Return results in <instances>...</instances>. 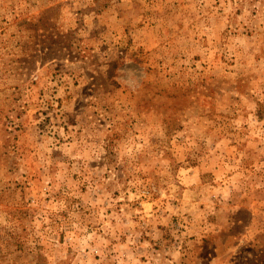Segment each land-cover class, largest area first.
Returning a JSON list of instances; mask_svg holds the SVG:
<instances>
[{"label":"rangeland","instance_id":"1","mask_svg":"<svg viewBox=\"0 0 264 264\" xmlns=\"http://www.w3.org/2000/svg\"><path fill=\"white\" fill-rule=\"evenodd\" d=\"M0 264H264V0H0Z\"/></svg>","mask_w":264,"mask_h":264}]
</instances>
